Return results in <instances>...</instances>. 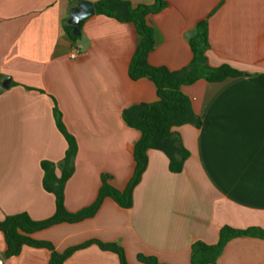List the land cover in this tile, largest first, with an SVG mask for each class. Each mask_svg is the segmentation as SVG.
Segmentation results:
<instances>
[{
	"label": "crops",
	"instance_id": "0c3cea01",
	"mask_svg": "<svg viewBox=\"0 0 264 264\" xmlns=\"http://www.w3.org/2000/svg\"><path fill=\"white\" fill-rule=\"evenodd\" d=\"M164 1L160 12L145 18L155 38L149 65L184 68L192 57L188 38L205 21L208 63L227 64L244 75L184 86L201 125L175 129L190 154L182 172H169L167 157L149 150L130 209L105 198L94 216L31 235L57 253L99 241L121 246L127 264H146L138 256L189 264L191 245L215 244L222 226L264 228V0ZM78 4L0 0V221L20 213L40 221L55 212L53 194L42 188L40 168L41 161L60 162L66 149L55 126L54 105L77 143L74 172L64 187L68 212L96 200L102 175L120 191L132 177L133 146L140 133L124 123L122 112L156 101V88L146 78L128 76L137 44L132 23L94 14L82 21L77 41L68 38L63 26ZM73 49L78 55L71 59ZM5 251L0 231V264H51L46 248L24 246L10 258ZM63 264L119 260L91 244ZM217 264H264V240L229 241Z\"/></svg>",
	"mask_w": 264,
	"mask_h": 264
},
{
	"label": "trees",
	"instance_id": "16d2710c",
	"mask_svg": "<svg viewBox=\"0 0 264 264\" xmlns=\"http://www.w3.org/2000/svg\"><path fill=\"white\" fill-rule=\"evenodd\" d=\"M80 3V0H69ZM96 15L114 18L120 22L132 23L137 34L135 52L128 66V76L131 80L146 78L155 88L157 100L152 103L135 104L122 112L124 123L140 133L133 146L134 171L126 188L122 191L108 183L109 176L102 175L101 186L96 200L88 207L75 213H70L64 206V187L66 181L74 172V159L77 153L75 138L66 130L62 123L61 113L54 105L53 116L55 126L66 142L64 156L57 164L41 161V185L43 190L53 194L55 199L54 214L44 220H32L28 214L20 213L6 216L0 221L6 244L5 258L17 256L24 246L46 248L50 251L51 264L63 262L76 250L96 244L101 250L117 255L119 264H127L124 250L116 243L87 241L72 247L63 253H57L49 242L34 240L31 235L60 223H75L94 216L105 198H110L119 207L130 209L133 203V190L139 183L147 166L149 150H158L168 159V170L178 174L182 172L184 163L189 157L188 150L183 146L175 129L190 124L198 128L201 121L194 113L189 98L182 88L198 80L210 83L221 82L227 78L244 75L243 72L227 64L212 67L208 63L206 51L209 48L207 24L201 21L196 25L194 33L189 36L188 43L192 52L190 62L181 70L171 71L163 66H151L147 63V55L155 47L154 29L146 23V16L160 12L165 6L164 0H154L150 6L132 5L126 0H99L93 3ZM82 23V22H81ZM80 23V25H81ZM68 38L75 42L79 36L72 33L73 27L67 22L63 26ZM80 28V26H79ZM56 169L60 171L56 175ZM236 238H256L264 240V228L248 227L236 229L222 226L218 232V241L209 245L201 241L194 242L190 247L189 264H217V259L226 244ZM146 264H160L154 257L138 256Z\"/></svg>",
	"mask_w": 264,
	"mask_h": 264
},
{
	"label": "water",
	"instance_id": "95a60500",
	"mask_svg": "<svg viewBox=\"0 0 264 264\" xmlns=\"http://www.w3.org/2000/svg\"><path fill=\"white\" fill-rule=\"evenodd\" d=\"M95 14V8L93 3L88 1H81L77 6L72 7L69 10V18L67 20V24L73 27L72 33L75 36L80 35V23L93 16ZM9 84V80L6 79L2 83L3 88H7Z\"/></svg>",
	"mask_w": 264,
	"mask_h": 264
},
{
	"label": "built area",
	"instance_id": "2783aa9c",
	"mask_svg": "<svg viewBox=\"0 0 264 264\" xmlns=\"http://www.w3.org/2000/svg\"><path fill=\"white\" fill-rule=\"evenodd\" d=\"M77 55H78V50H77V49H73V50L70 52V58H71V59L76 58Z\"/></svg>",
	"mask_w": 264,
	"mask_h": 264
}]
</instances>
